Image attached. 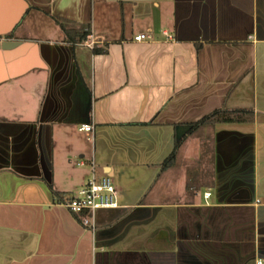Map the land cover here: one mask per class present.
<instances>
[{"label": "crops", "instance_id": "1", "mask_svg": "<svg viewBox=\"0 0 264 264\" xmlns=\"http://www.w3.org/2000/svg\"><path fill=\"white\" fill-rule=\"evenodd\" d=\"M218 110L252 114L163 167ZM90 161L117 192L94 232L60 205ZM258 261L264 0H0V264Z\"/></svg>", "mask_w": 264, "mask_h": 264}, {"label": "built area", "instance_id": "2", "mask_svg": "<svg viewBox=\"0 0 264 264\" xmlns=\"http://www.w3.org/2000/svg\"><path fill=\"white\" fill-rule=\"evenodd\" d=\"M148 37L138 35L134 37V42H141ZM95 39L88 36L82 43L88 49H93ZM80 131L89 133L92 131L91 125H83ZM85 163L80 161L77 166L82 167ZM90 177L86 184L73 193L70 197L65 198L60 205L67 209L71 214L81 219L82 225L91 232L95 231V214L98 211L112 210L117 208V192L108 176L98 177L95 173V166L92 161L89 162ZM209 193L205 194L208 198ZM256 264H262L258 261Z\"/></svg>", "mask_w": 264, "mask_h": 264}, {"label": "trees", "instance_id": "3", "mask_svg": "<svg viewBox=\"0 0 264 264\" xmlns=\"http://www.w3.org/2000/svg\"><path fill=\"white\" fill-rule=\"evenodd\" d=\"M87 36H88V30L81 31L78 35L77 41L71 43L72 46L82 44ZM92 51L95 52L94 49ZM244 114H249L248 117L250 119L252 112L251 111H243V110H234V111L218 110V111H214L211 114L202 118L197 123L190 125L191 128H190L189 133H193L196 130H198L199 128H201L205 125H208V124H215L218 122L232 123V122L245 121V120H247V118H245ZM183 138L175 144L173 152L163 162V167L173 163V161L175 160V157H176V153H177V151H178V149H179V147L183 141Z\"/></svg>", "mask_w": 264, "mask_h": 264}, {"label": "water", "instance_id": "4", "mask_svg": "<svg viewBox=\"0 0 264 264\" xmlns=\"http://www.w3.org/2000/svg\"><path fill=\"white\" fill-rule=\"evenodd\" d=\"M191 126L189 125H182L176 128L175 131V142H179L184 135L186 134V132H188L190 130Z\"/></svg>", "mask_w": 264, "mask_h": 264}, {"label": "rangeland", "instance_id": "5", "mask_svg": "<svg viewBox=\"0 0 264 264\" xmlns=\"http://www.w3.org/2000/svg\"><path fill=\"white\" fill-rule=\"evenodd\" d=\"M197 135H198V133H195V135L193 136V138H189V141H188V143H187V145H186V148L183 150V152H186V151H188L189 149H193V144H194V141H195V139H196V137H197ZM182 144V143H181ZM78 162H80V161H78L77 160V163ZM78 168H80V167H78ZM71 195H68L67 197H70Z\"/></svg>", "mask_w": 264, "mask_h": 264}]
</instances>
